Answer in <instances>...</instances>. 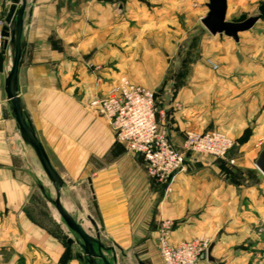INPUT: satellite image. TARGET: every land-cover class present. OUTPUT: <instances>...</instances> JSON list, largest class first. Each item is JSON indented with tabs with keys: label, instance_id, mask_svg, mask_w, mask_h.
Wrapping results in <instances>:
<instances>
[{
	"label": "crops",
	"instance_id": "obj_1",
	"mask_svg": "<svg viewBox=\"0 0 264 264\" xmlns=\"http://www.w3.org/2000/svg\"><path fill=\"white\" fill-rule=\"evenodd\" d=\"M207 2L26 0L17 77L20 106L61 179V207L88 235H98L109 264H163L157 245L163 220L173 224V244L207 239L201 264H264V175L255 166L264 110L257 109L261 113L254 118L255 107L264 106V13L251 29L238 33L237 41L218 34L206 39L227 38L233 57L245 63L229 68L237 76L223 84H199L246 91L248 118L224 127L237 144L234 163L186 155L184 133L195 128L202 111L168 98L164 85L156 98L159 129L186 155L183 170L167 182L151 178L142 157L117 143L107 121L89 106L90 99L109 92L116 75L127 73L130 59L166 58L163 50L169 51L170 43L187 39L185 27L196 25L195 14L202 25L200 13L205 7L206 15ZM226 2V20L256 16L264 5V0ZM9 7L10 0H0V33ZM200 30L194 41H202ZM2 41L0 35L1 54ZM8 52L9 47L3 56ZM163 63L146 70L174 72ZM246 129L250 133L244 139ZM55 190L21 138L9 103L4 105L0 264H87L75 234L52 209ZM66 238L75 243L67 244ZM96 264L103 263L96 258Z\"/></svg>",
	"mask_w": 264,
	"mask_h": 264
},
{
	"label": "rangeland",
	"instance_id": "obj_2",
	"mask_svg": "<svg viewBox=\"0 0 264 264\" xmlns=\"http://www.w3.org/2000/svg\"><path fill=\"white\" fill-rule=\"evenodd\" d=\"M196 4L197 2L194 5ZM255 14H258V10L255 11ZM200 15L204 17L205 7H203L202 14L200 13ZM195 17L197 18L196 25H186L185 27L187 30V39L181 42H172L170 43L169 51L163 50L166 58L158 59L138 57L135 59H130V64H128V62L126 64L127 73L118 76L116 75L115 78L112 79L111 88L116 87L119 84L120 79L125 78L131 83L151 90L154 93L156 102L159 92L162 91V89H159V86L161 87L164 85L166 89L163 91V93H167L168 98L173 100L178 98L179 102L185 103L186 108L196 107L202 111V115H199L197 118H195V128L188 129L187 131H193L197 133L220 132L233 141L232 147L229 149L225 158L223 159L228 160L227 162L232 164L234 163L232 151L237 144L230 134L224 129V127L226 124L232 122L236 124L248 118L249 107L247 104L245 105L247 102V95L245 96L246 91H243L241 88H238L237 90H221L219 86H201L199 84L200 82L209 81L223 84L225 83L226 78L230 79L232 76H237V74H230L229 68H238L243 66L245 63L242 58L233 57V52L226 42V40H228L227 38H223V40L215 43L206 41V39L209 38L210 33L204 28L203 25H200L198 20L199 14H195ZM199 30L203 34L201 42H197L196 40L194 41V38H197ZM211 52H214V54ZM11 58L12 56L9 54V52L7 55L0 56V109H2L4 105L6 106L8 104L4 92V84L5 78L10 68ZM162 62H164V66L167 65L168 68H170L169 70L173 69L174 72H166L165 74H152L147 72V65H156L157 63L160 65ZM135 67L136 69H134ZM177 69H179L178 72H176ZM110 90L106 95L110 93ZM257 109L260 111L264 110V106L255 107L256 112L254 118L258 116L256 113H261L257 112ZM252 124H255V121H252ZM261 124L264 129V121ZM248 130L246 129L243 134L244 139H247L249 136L250 130ZM117 143L120 142L117 141ZM263 147L264 136L261 137L258 148L256 149L257 151H261ZM186 155L197 157L203 154L199 155L193 152H186ZM186 155L183 154L184 161V157ZM52 209L54 213H56V215L61 219L54 205L52 206ZM61 221L65 225L62 219Z\"/></svg>",
	"mask_w": 264,
	"mask_h": 264
},
{
	"label": "built area",
	"instance_id": "obj_3",
	"mask_svg": "<svg viewBox=\"0 0 264 264\" xmlns=\"http://www.w3.org/2000/svg\"><path fill=\"white\" fill-rule=\"evenodd\" d=\"M2 22H0V25ZM89 105L102 116L113 130L115 139L128 150L142 157L148 175L167 182L183 170V154L159 129L156 120L154 93L120 79L106 96L95 97ZM233 141L220 132L186 131L183 149L215 159H224ZM172 222L163 220L157 233V245L163 264H201L209 242L198 238L173 244L170 240Z\"/></svg>",
	"mask_w": 264,
	"mask_h": 264
},
{
	"label": "water",
	"instance_id": "obj_4",
	"mask_svg": "<svg viewBox=\"0 0 264 264\" xmlns=\"http://www.w3.org/2000/svg\"><path fill=\"white\" fill-rule=\"evenodd\" d=\"M25 3L26 0H10V7L4 18V25L0 33L3 40L2 53L4 54L9 47V52L12 56L10 68L4 84L6 100L10 105L11 114L17 124L21 138L31 146L44 173L56 188V197L51 202L65 225L75 234L77 238L76 242L83 251V256H80V258L87 264H96V258L100 259L103 264H109L101 252V244L97 239L98 235H96L95 238L88 235L61 207L58 193V187H60L62 183L61 179L51 167L47 156L37 140L32 127L27 122L20 106V101L17 95V77L22 48L21 38ZM17 5H19V7H17ZM206 7L207 13L201 20L204 28L211 35H225L234 41L238 40V33L251 29L255 22L264 13V5H261L258 8L259 14L256 16L241 14L237 18L226 20V0H208ZM255 166L264 175V147L255 161ZM91 223L94 225L92 221ZM66 242L70 245L75 243V241L70 238H66ZM94 244L97 246L96 251L93 247Z\"/></svg>",
	"mask_w": 264,
	"mask_h": 264
},
{
	"label": "trees",
	"instance_id": "obj_5",
	"mask_svg": "<svg viewBox=\"0 0 264 264\" xmlns=\"http://www.w3.org/2000/svg\"><path fill=\"white\" fill-rule=\"evenodd\" d=\"M0 56H3V54L0 53ZM155 104H156V102H155ZM217 160H219V161H223V159H217Z\"/></svg>",
	"mask_w": 264,
	"mask_h": 264
}]
</instances>
